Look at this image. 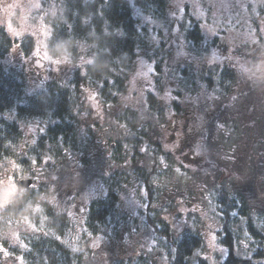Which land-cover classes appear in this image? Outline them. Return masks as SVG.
Masks as SVG:
<instances>
[{"label":"rangeland","instance_id":"1","mask_svg":"<svg viewBox=\"0 0 264 264\" xmlns=\"http://www.w3.org/2000/svg\"><path fill=\"white\" fill-rule=\"evenodd\" d=\"M58 5V0H47L45 4L42 0H0V28H5L14 40L21 41L30 36L35 42L36 49L28 56L15 48L4 61L6 65L22 71L27 92L42 89L52 80L61 84L68 81V72L73 65L69 55L54 59L46 51L51 36L50 22L59 10ZM166 11V20L160 22L135 8V17L140 20L139 28L146 27L150 31L154 44L162 40L167 42L165 51L169 53V58L161 65V73L155 70L154 62L139 56L129 76L127 94L121 98L118 107L109 110L103 106L96 91L89 87L82 90V103L74 112L81 123V130L90 132L91 147L83 157L86 165L82 166L76 157L67 156L57 170L52 168L46 171L32 160V170H38L32 176L28 168L13 160L0 177V208L19 192L22 179H33L34 184L43 182L49 185L47 200L56 206L62 203L70 227L66 241L83 253L84 264H111L117 258L133 260L139 256L146 257L150 264H168L158 241L145 224L144 191L136 186L127 188L121 195L120 207L113 218L116 223L111 224L110 229H104L103 234L92 237L83 227L86 204L102 196L103 177L116 169L114 163H108V156L112 153L109 146L116 142L117 132L122 130V125L111 120V110L135 109L138 124L145 127L149 136L163 144L164 152L173 156L172 164L165 165L172 172L156 183L161 196L154 209L161 212L163 220L176 235L190 230L202 236L204 247L194 257V262L207 260L215 263L217 257L224 260L226 255L217 241L220 229L216 210L218 188L227 189L231 195L240 197L249 205L247 197L251 187H248L247 176L251 175L253 183H257L256 177L264 174L260 160L254 159L250 165L252 168L247 167L242 147L238 149L241 151L240 157L234 160L232 147L229 146L231 143L225 140L231 131L220 133L215 126V114L221 115L218 117L221 121L228 111H264L263 82L252 80L256 73L264 76V0H169ZM195 23L203 35L201 50L218 37L228 51L221 53L214 47L203 56L197 47L185 44L183 29L191 28ZM8 24H11L13 31L9 30ZM243 46H247L246 51ZM257 51L258 55L252 59L251 56ZM77 61L83 64L90 60L81 55ZM207 64L213 67L215 64L233 65L242 78L241 85L232 94L217 93L216 96L215 90L209 91L199 79ZM182 68L197 73V88L187 90L186 83L179 86L180 81L184 80ZM174 91L181 95L177 96ZM149 93L156 96L159 103L157 109L177 105L182 109L181 113L175 115L169 109L163 118L150 111L145 103ZM187 112L197 115L196 127L202 128V139L197 148L186 149L183 154L187 158H183L175 153V145L169 139L166 126L175 123L179 128ZM26 125L23 128V142L17 149L19 156L27 155L29 146L33 144L31 138L36 131L39 132L37 125ZM177 135L181 137V132H177ZM44 164L55 162L48 157L44 159ZM252 203L259 204V201ZM248 210L255 227L261 229L264 225V207ZM8 230L7 238L14 243L19 241L21 233H39L35 226L26 221L14 224ZM247 245L248 241L241 244L239 255L243 258L246 257Z\"/></svg>","mask_w":264,"mask_h":264},{"label":"trees","instance_id":"2","mask_svg":"<svg viewBox=\"0 0 264 264\" xmlns=\"http://www.w3.org/2000/svg\"><path fill=\"white\" fill-rule=\"evenodd\" d=\"M58 2L59 10L50 22L51 36L46 51L51 58L67 54L73 61L68 81L64 84L52 80L42 89L27 92L22 71L6 65L4 61L15 48H19L24 56L35 51L34 39L27 36L21 41L14 40L5 28H0V177L13 160L28 168L32 176L38 171L32 170V160L46 171L57 170L67 156L76 157L85 166L83 157L91 147L90 132L81 130V123L74 112L82 103L84 87L96 91L107 110L116 108L128 92L129 76L139 56L153 61L160 73L161 65L169 58V53L165 51L166 40L154 44L150 31L146 27L139 28L140 20L135 17V8H138L150 19L164 21L169 0ZM42 3H47V0H42ZM183 31L191 46L197 47L203 54L207 55L215 46L223 52L228 51L219 38L201 50L203 35L197 23ZM258 53L251 57L255 58ZM81 55L90 61L79 64L77 58ZM218 69L209 67L200 74L209 91L213 92L215 88L224 90L236 77L227 69L218 75ZM181 74L191 75L185 70H181ZM216 76L220 79L215 80ZM180 95L177 93V96ZM155 97L154 94H147L145 103L147 109L160 117L164 118L169 109L175 112L182 110L177 105L157 109L159 103ZM113 115V121L122 125V130L117 133L116 147L108 157L109 163H114L116 169L103 178L105 192L101 193L102 196L86 204L83 227L89 235L97 236L103 234L104 229L111 228L120 207L121 195L127 188L136 186L144 191L145 224L158 241L168 264H264V225L263 229H257L248 210L253 208L223 187L217 190L216 210L220 222L217 241L226 251L225 258L217 257L215 263L207 260L194 262V257L204 247L202 236L190 230L176 235L163 220L161 212L154 209L161 196L156 183L172 172L165 165L172 162L173 156L164 152L160 141L149 136L145 127L138 124L135 109L126 108ZM37 122L44 126V133H39L33 144L28 145L26 156H19L17 149L23 142V126ZM48 157L55 164L45 165L44 159ZM48 186L42 182L30 188H21L1 209L0 247L8 255L0 252V264H20V257L23 264H84L83 253L66 241L70 227L62 203L56 206L47 200L50 194ZM23 221L35 226L39 233H21L19 241L14 243L7 238L8 229ZM245 241L248 245L243 258L239 252ZM111 264L150 263L146 257L139 256L133 260L117 258Z\"/></svg>","mask_w":264,"mask_h":264},{"label":"flooded vegetation","instance_id":"3","mask_svg":"<svg viewBox=\"0 0 264 264\" xmlns=\"http://www.w3.org/2000/svg\"><path fill=\"white\" fill-rule=\"evenodd\" d=\"M217 38L218 37H216L215 39H217ZM185 41H186L185 44H188L189 46H191V44L187 41V39ZM213 48L214 47H212L211 50ZM216 49L220 50L217 46H215V50ZM244 50L246 51V47L244 48ZM220 52L224 53L222 50H220ZM203 53L204 52H202V54ZM39 54H41V52H39ZM203 56H206V54H204ZM245 57H246V55H245ZM252 59H254V58H252ZM150 62H153V61H150ZM206 66H207L206 68L213 67L210 64H207ZM215 67L219 68L218 71L216 72L218 75H219V73H223L226 69L229 71V73L236 74L235 78H232V77L229 78V79L232 78V80L230 83H228V86L226 88H224V90H220V89L216 90V88H215V95L217 93L232 94L236 90V88L239 87V85H241V83H242V78L240 79V77L238 76V73H237L238 70L234 69L233 65H231V64H215ZM181 70L187 71V69H183V68ZM188 73H191V75L190 76H183L184 80L180 81L179 86L186 83L187 84L186 86H188L187 90L197 88V86H198L197 84H199L198 83L199 76L195 72H188ZM199 79L202 80L201 77ZM219 79H220L219 76L215 77V80H219ZM252 80L253 81L262 80V82H263L262 85H264V76L263 75L261 76L260 73H256L253 76ZM173 93H175L177 95V93H179V92L174 91ZM261 93L264 94V92H261ZM109 112L110 111H105V113H109ZM118 112L119 111H112L111 110V113H112L111 120H113V116H114L113 113L115 114ZM171 112H173L172 114H175V115H178L181 113V111H179V112L171 111ZM228 112H227L226 116H224L223 120H221V121L218 119V117H220L221 115L215 114V116H216L215 126H217V128H219L220 133L225 132V131H231V134L228 135L225 140H229V142L231 143L229 146L232 147L231 153H232L233 159L235 160V159H238L240 157L239 155L241 154L240 153L241 151L238 149H239V147H242L243 153H244L243 156H244L245 163H246L247 167L249 166V168L251 169L252 168V167H250L251 162H253L255 159L257 161L260 160V163L262 161V164H263L262 168H264V111H258V112L253 111V113H251V111H237V112L236 111H228ZM243 113H244V115H243ZM196 116L197 115L192 113V112H187L183 116V120L181 121L179 128L175 123H169L166 126L167 131L170 133L169 139H171V141L175 145L174 146L175 147V153H177V155L180 157L187 158L186 155L183 154L186 151V149L197 148L201 143L202 128L196 127L197 126L196 125L197 124L196 123V120H197ZM32 124H34L35 126L37 125V130H39V132L36 131V134H34V136L31 138V141L34 142L33 140L34 139L36 140L38 138V134L43 131V126H42V124H39V122L32 123ZM29 125H31V124H29ZM26 126L27 125H24L23 128ZM23 128H22V133L24 132ZM177 132H181V137H178ZM224 136H226V135L224 134ZM23 137H24V134H23ZM102 138H103V136L101 138H98L97 141L100 142ZM116 138L118 140V136ZM161 145L163 147L162 143H161ZM109 147L111 150L114 149L116 147L115 143H111ZM250 176L251 175L247 176L248 177L247 178L248 187H251L250 191L248 193V197H247L250 201V202L248 201V203H250L249 204L250 208L251 209L256 208L257 206L264 207V174L262 176L258 175V177H256L258 184L253 183L254 178H252ZM107 177L108 176L103 177V178H107ZM103 192H105V187L103 189ZM254 200L256 202L259 201V204H253L252 201H254ZM4 206H2L0 208V211L2 208H4ZM92 237H94V236H92Z\"/></svg>","mask_w":264,"mask_h":264},{"label":"water","instance_id":"4","mask_svg":"<svg viewBox=\"0 0 264 264\" xmlns=\"http://www.w3.org/2000/svg\"><path fill=\"white\" fill-rule=\"evenodd\" d=\"M33 184H34L33 179H22L20 181V185L22 186V188H30L32 187Z\"/></svg>","mask_w":264,"mask_h":264},{"label":"snow or ice","instance_id":"5","mask_svg":"<svg viewBox=\"0 0 264 264\" xmlns=\"http://www.w3.org/2000/svg\"><path fill=\"white\" fill-rule=\"evenodd\" d=\"M9 7H16V5H10ZM35 7H39V5H35ZM8 28L10 31H13L11 24H8ZM18 35V33H16ZM151 70V69H150ZM0 252H3L5 255H8V253L3 249V247H0ZM21 261V264H23V258H19Z\"/></svg>","mask_w":264,"mask_h":264}]
</instances>
